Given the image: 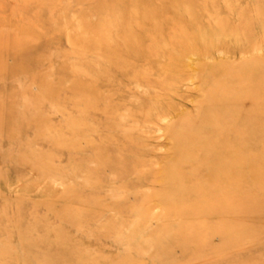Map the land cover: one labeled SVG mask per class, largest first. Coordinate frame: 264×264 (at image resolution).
Wrapping results in <instances>:
<instances>
[{
    "label": "rangeland",
    "instance_id": "rangeland-1",
    "mask_svg": "<svg viewBox=\"0 0 264 264\" xmlns=\"http://www.w3.org/2000/svg\"><path fill=\"white\" fill-rule=\"evenodd\" d=\"M0 264H264V0H0Z\"/></svg>",
    "mask_w": 264,
    "mask_h": 264
},
{
    "label": "bare ground",
    "instance_id": "bare-ground-1",
    "mask_svg": "<svg viewBox=\"0 0 264 264\" xmlns=\"http://www.w3.org/2000/svg\"><path fill=\"white\" fill-rule=\"evenodd\" d=\"M249 75L243 76L242 79H247ZM229 95V94H227ZM230 96V95H229ZM231 97V96H230ZM229 98V97H227ZM222 110V109H221ZM219 114L214 115H206L204 116L203 119V125H209V126H215L218 128H229L232 129L236 127V120L233 119L234 117H237L236 113L234 112L233 108L230 106H226V108H223L222 111H219ZM191 148H194L197 150L198 154L197 156H201L205 158L207 155L205 154L208 153V156H211V158H221V152L212 146H209V144L206 142V139L201 135L197 134L193 138V142L190 146ZM199 159L195 157V163L200 164L202 159ZM212 164V161H211ZM208 169V168H207ZM212 172V171H211ZM213 174L211 173V177Z\"/></svg>",
    "mask_w": 264,
    "mask_h": 264
}]
</instances>
